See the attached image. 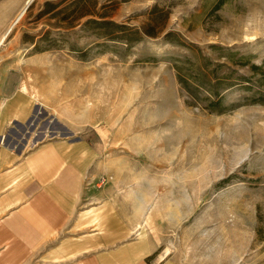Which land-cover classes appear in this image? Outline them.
<instances>
[{"label":"rangeland","instance_id":"1","mask_svg":"<svg viewBox=\"0 0 264 264\" xmlns=\"http://www.w3.org/2000/svg\"><path fill=\"white\" fill-rule=\"evenodd\" d=\"M60 1L0 0L1 67L72 104L139 179L184 178L187 225L250 236L245 264H264V0ZM155 6L160 34L134 42L88 21L138 28Z\"/></svg>","mask_w":264,"mask_h":264},{"label":"crops","instance_id":"2","mask_svg":"<svg viewBox=\"0 0 264 264\" xmlns=\"http://www.w3.org/2000/svg\"><path fill=\"white\" fill-rule=\"evenodd\" d=\"M21 73L0 65V264H245L250 236L187 225L184 178L139 179L78 109Z\"/></svg>","mask_w":264,"mask_h":264},{"label":"trees","instance_id":"3","mask_svg":"<svg viewBox=\"0 0 264 264\" xmlns=\"http://www.w3.org/2000/svg\"><path fill=\"white\" fill-rule=\"evenodd\" d=\"M67 0H61L60 2H64ZM74 2V0H68ZM222 3V0H219L216 4L218 7ZM46 9L43 10V13H48L52 8H54V4H51L49 1H45ZM88 11V10H87ZM87 14H90L87 12ZM168 13L164 11L163 9H158L156 6L151 10L149 13V16L147 20L144 22V24L138 28H128L124 24H117L114 21L107 20L105 17L106 14H100L98 17L100 20H95L90 18L88 21L93 22L97 24L99 27H102L105 29L103 34L105 36H114V37H120L124 38L127 42H134L140 39L141 36L139 35H145V36H151L155 37L158 36L164 26V20L166 19ZM162 21V22H160ZM116 28H119L121 31L120 34L117 33L115 30ZM178 80L182 85H186L185 80L182 78V75L180 72L178 73Z\"/></svg>","mask_w":264,"mask_h":264}]
</instances>
